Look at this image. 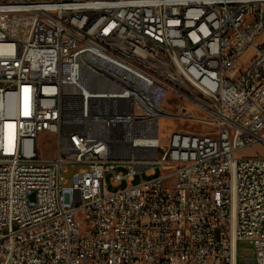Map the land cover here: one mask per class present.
I'll return each mask as SVG.
<instances>
[{
	"label": "built area",
	"instance_id": "1",
	"mask_svg": "<svg viewBox=\"0 0 264 264\" xmlns=\"http://www.w3.org/2000/svg\"><path fill=\"white\" fill-rule=\"evenodd\" d=\"M0 46V264H264V0H0Z\"/></svg>",
	"mask_w": 264,
	"mask_h": 264
},
{
	"label": "rangeland",
	"instance_id": "2",
	"mask_svg": "<svg viewBox=\"0 0 264 264\" xmlns=\"http://www.w3.org/2000/svg\"><path fill=\"white\" fill-rule=\"evenodd\" d=\"M251 57V50H247L244 55L241 58V62L245 63L247 60H249ZM168 98L166 97L165 100L163 101L162 105L165 108H169L170 104L168 102ZM178 124L177 121L171 120L168 118H161L160 123H159V141L160 145L163 148H166L168 144V137L170 132L175 128V126ZM52 136L48 134H40L38 137V147L40 150V157L42 159H52L54 157V143L52 141ZM260 153L264 155V148L263 147H254L250 148L249 150L241 151L237 154V157H244V156H249V155H254ZM79 169V167L75 168H63L61 176L63 179L66 181V185H70L71 177L72 175ZM141 179L144 180L145 177L142 175ZM140 178L136 177L135 183L139 182ZM124 184L121 186L123 187ZM237 255H238V264H245L244 263V257L246 256H251V250L250 246L247 242H239L237 245Z\"/></svg>",
	"mask_w": 264,
	"mask_h": 264
},
{
	"label": "bare ground",
	"instance_id": "3",
	"mask_svg": "<svg viewBox=\"0 0 264 264\" xmlns=\"http://www.w3.org/2000/svg\"><path fill=\"white\" fill-rule=\"evenodd\" d=\"M4 50L2 49V47L0 46V52H3Z\"/></svg>",
	"mask_w": 264,
	"mask_h": 264
}]
</instances>
